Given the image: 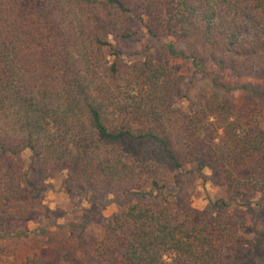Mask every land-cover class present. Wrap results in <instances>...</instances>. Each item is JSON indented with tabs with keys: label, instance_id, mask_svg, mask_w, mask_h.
Instances as JSON below:
<instances>
[{
	"label": "trees",
	"instance_id": "1",
	"mask_svg": "<svg viewBox=\"0 0 264 264\" xmlns=\"http://www.w3.org/2000/svg\"><path fill=\"white\" fill-rule=\"evenodd\" d=\"M137 24L197 73L264 77V0H0V244L46 215L47 182L64 176L91 198L143 199L104 220L96 262L237 264L246 226L225 210L264 202L260 117L204 94L176 107L167 63L120 59ZM191 170L230 183L231 197L209 213L187 195L177 204L165 191Z\"/></svg>",
	"mask_w": 264,
	"mask_h": 264
},
{
	"label": "rangeland",
	"instance_id": "2",
	"mask_svg": "<svg viewBox=\"0 0 264 264\" xmlns=\"http://www.w3.org/2000/svg\"><path fill=\"white\" fill-rule=\"evenodd\" d=\"M164 41L151 38L141 24L134 28V36L122 46L121 60L126 64L153 60L167 63L177 80L174 104L188 112L199 95L214 96L230 104L235 115L245 117L248 112L260 117L259 128L264 131V77L259 73L238 78L227 71H220L209 63L199 73L190 62L181 56H170ZM176 49L184 52L182 45ZM110 62L113 57L108 56ZM30 152L24 150L20 161L27 166ZM263 168V167H262ZM264 169V168H263ZM187 172V171H186ZM203 177L194 170L183 173L169 183L165 194L188 196L193 209L201 213L212 211L214 202L231 197L230 183L216 182L208 170ZM240 175V174H239ZM245 177V175H241ZM261 177V176H260ZM264 188V177H261ZM50 187L42 195V205L47 213L36 219L13 226V240L0 244V264L21 263L36 260L40 264H104L95 261V249L104 237L102 225L121 206L143 201L139 194L125 198H91L80 194L64 176L47 182ZM158 192L152 193L149 201L159 200ZM232 202V201H230ZM245 224L243 232L245 254L237 264H264V244L258 235L264 232V202L260 193L253 195L250 202L237 204L225 210ZM113 264H120L116 254H110Z\"/></svg>",
	"mask_w": 264,
	"mask_h": 264
}]
</instances>
